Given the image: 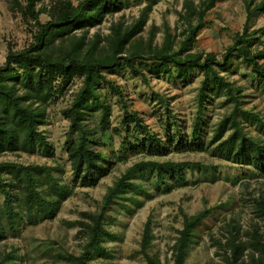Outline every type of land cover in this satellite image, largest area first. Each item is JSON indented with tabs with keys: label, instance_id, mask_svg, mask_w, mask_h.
<instances>
[{
	"label": "rangeland",
	"instance_id": "374dc122",
	"mask_svg": "<svg viewBox=\"0 0 264 264\" xmlns=\"http://www.w3.org/2000/svg\"><path fill=\"white\" fill-rule=\"evenodd\" d=\"M26 1L17 0V6L13 0H0V66L6 62L8 52L26 49L34 43L38 26L20 10ZM58 1H68L76 6L80 0H40L35 9L48 10ZM202 1L129 0L121 12L107 16L101 25L89 29L87 37L91 39L98 35L104 38L110 34L112 26L120 24L129 28L145 17L141 32L127 51L159 49L174 52L183 48L184 54H214L221 60L227 47L233 44L237 35H243L246 28L248 36L244 45L252 52H264V12L247 21L248 7L252 9L263 0H218L200 20L194 10H198ZM150 2L154 4L146 12ZM189 5L191 9L187 8ZM48 19V15L41 14L39 23L43 25ZM258 63L264 67V59ZM134 65L136 67L139 63ZM142 69L144 80L128 68L103 72L116 90H111L106 84L102 86L101 94L108 114L101 123V111H93L88 115L87 126L89 133L98 138V149L112 157L113 167L91 188L72 184L71 166L66 154L73 135L69 132V122L63 111L79 91L81 79H74L55 102L44 103L37 99L27 102L31 108L45 115L44 124L38 131L51 146V155L5 152L0 154V163L47 166L56 178L70 186L71 195L61 204L53 219L27 225L19 235L2 241L0 255L14 251L21 264H71L69 257L79 256L85 242L80 231V224L85 221L83 213H98L107 189L134 165L150 161L190 162L198 164L199 168L184 170L175 180L165 183L156 178L154 171L143 170L140 176L136 174L132 181L141 188L127 194L125 199L117 200L106 217V228L112 239L105 247L114 264H146L141 243L147 222L151 229L147 254L157 264H173L174 247L184 216L202 210H210V215L198 226L184 264H223L220 254L225 248L227 229L231 226L243 241L249 240L253 228L259 227V232H264L263 220L255 209V202L264 198V179L250 167L219 160L209 150L179 153L172 147L169 155L157 158L122 152V146L134 142L133 137L141 135L134 123L127 124V127L124 125L125 117L130 113L140 119V125L150 134H156L164 141L167 131H171L172 122L185 139L198 122L201 136L208 145L219 123L238 108L235 113L245 133L264 137V129L241 114L250 112L264 123V82L259 81L241 59L233 56L232 66L218 72L238 92L237 106L224 92L200 106L201 74L194 73L191 79L180 81L174 75V68L172 74L160 75L152 74L147 67ZM229 133L225 132L222 140ZM216 240L221 241V253L214 243Z\"/></svg>",
	"mask_w": 264,
	"mask_h": 264
},
{
	"label": "trees",
	"instance_id": "16d2710c",
	"mask_svg": "<svg viewBox=\"0 0 264 264\" xmlns=\"http://www.w3.org/2000/svg\"><path fill=\"white\" fill-rule=\"evenodd\" d=\"M13 1L19 6L17 0ZM128 1L80 0L76 6L68 1H58L48 10H36L35 6L40 0H27L25 7H20L23 14L36 22L38 31L33 44L20 51L8 52L6 62L0 66V154L43 152L51 155V146L42 132L38 131L39 126L44 124L45 115L31 108L27 102L32 99L44 103L55 102L74 79H81L79 91L70 106L63 111L64 118L69 122V132L73 135L66 147V154L71 166L72 184L91 188L106 177L113 167L112 157L98 149V138L89 133L87 126L88 115L93 111H101V123L108 114L101 94L102 86L106 84L111 90H116L103 72L128 68L144 80L143 67L149 68L155 75L172 74L174 68V75L180 81L191 79L194 73L201 74L203 79L198 93L200 106L212 97L220 96L221 92L237 106L238 92L218 72L232 66L233 56L241 59L249 66L251 73L264 82V67L258 63L264 59V52H252L244 45L248 36L246 28L244 34L237 35L233 44L227 47L221 60L214 54H184L183 48L174 52L159 49L127 51L132 40L141 32L145 17L129 28H123L120 24L112 26L110 34L104 38L98 35L91 39L87 37L89 29L101 25L107 16L121 12ZM217 1H202L194 13L200 20L203 19ZM152 4L150 2L147 5L146 12ZM187 8L191 9V6ZM259 12H264V0L252 9L248 7L247 21ZM41 14L49 18L43 25L39 23ZM135 62L139 63L136 67ZM149 62L151 65H147ZM236 110L239 111L238 108ZM235 112L219 123L208 145H205L201 136L198 122L188 139L182 137L178 126L172 122L171 131H167L164 141L156 134H150L140 125V119L130 113L129 117H125L124 125L127 127V124L134 123L141 135L133 137L134 142L122 146V152L157 158L169 155L172 147L179 153L209 150L219 160L250 167L258 177L264 179V137L245 133ZM241 114L264 129V123L257 115L250 112ZM126 131L129 132L127 128ZM227 131L230 133L222 140ZM194 167L199 168V165L150 161L130 168L107 189L98 213H83L85 221L80 224V231L85 242L79 256L69 257L70 263L114 264L105 247L112 239L106 228V217L117 200H123L127 194L141 188L132 181L136 174L140 176L143 170L154 171L156 178L165 183ZM70 195V186L56 178L47 166L0 163V243L10 236L19 235L27 225L53 219ZM255 205L264 223V198L257 200ZM209 215L210 210H202L184 216L174 247L173 264L185 263L187 249L197 235V228ZM150 230V223L147 222L142 234L141 253L146 264H157L146 252L151 240ZM259 230V227L253 228L249 240L243 241L233 226L228 228L225 248L220 254L223 264H264V232ZM214 243L221 253V241L216 240ZM0 264H21V260L12 251L0 255Z\"/></svg>",
	"mask_w": 264,
	"mask_h": 264
}]
</instances>
